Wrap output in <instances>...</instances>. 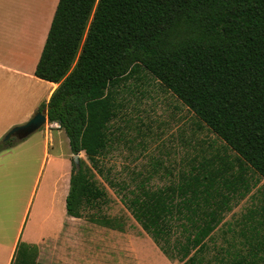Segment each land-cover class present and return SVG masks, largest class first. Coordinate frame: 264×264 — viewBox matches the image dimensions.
<instances>
[{"label": "trees", "instance_id": "16d2710c", "mask_svg": "<svg viewBox=\"0 0 264 264\" xmlns=\"http://www.w3.org/2000/svg\"><path fill=\"white\" fill-rule=\"evenodd\" d=\"M141 70L236 155L198 160L164 186L141 179L125 199L134 218L181 264H258V229L257 249L247 252L212 250L210 240L236 194L250 190L245 177L252 171L264 179V0H59L35 75L58 83L38 111L46 108L72 153L86 156L79 164L73 158L70 216L126 229L121 216L90 210L109 201L97 176L108 173L103 156L113 141L119 89ZM262 199L264 227V191ZM38 255V245L20 243L12 264H43Z\"/></svg>", "mask_w": 264, "mask_h": 264}, {"label": "rangeland", "instance_id": "374dc122", "mask_svg": "<svg viewBox=\"0 0 264 264\" xmlns=\"http://www.w3.org/2000/svg\"><path fill=\"white\" fill-rule=\"evenodd\" d=\"M6 1L0 0V6L10 14L21 12L25 22H16L13 30H0L5 53L13 41L33 42V50L42 28L41 11L49 0H21V4L10 6ZM23 84L43 98L47 93L45 86L34 79L28 78ZM118 95L119 114L112 121L113 141L103 156L108 173L97 176L109 201L90 213L121 216L126 229L106 227L88 217L68 219L63 239L57 243L47 241L39 249L38 260L43 264H181L177 259H169L134 218L126 196L131 195L141 179L153 187L164 186L198 160L236 155L149 71L141 70L123 83ZM34 108V95L24 92L17 108L7 120L0 121V144H5V135L13 126L32 117L33 112L21 120ZM14 121L17 122L11 125ZM54 134L53 129L46 130L44 125L24 139L15 138L14 146L0 151L1 240L7 242L12 238L24 214V237L44 225L45 232L50 233L55 217H68L65 198L60 203L58 188L68 179L67 170L75 157L68 135L64 132L59 143ZM79 155L86 159L84 152ZM245 178L250 190L243 187L234 197L232 209L210 240L212 250L225 246L236 254L257 249L261 236L255 230L264 233V227L258 223L262 219L264 179L252 171ZM258 264H264V259Z\"/></svg>", "mask_w": 264, "mask_h": 264}, {"label": "crops", "instance_id": "0c3cea01", "mask_svg": "<svg viewBox=\"0 0 264 264\" xmlns=\"http://www.w3.org/2000/svg\"><path fill=\"white\" fill-rule=\"evenodd\" d=\"M6 2L10 6V4L16 5L17 2L21 4L22 1L7 0ZM58 3L59 0H49L47 6L41 11L43 12L42 28L39 29V33L36 36V42H38V45H36L33 50L31 46L33 42L13 41L8 44L9 49L7 53H5L3 42H0V121L7 120L9 114L14 108H17V104L22 101V95L24 92L34 95L35 102V108L31 109L30 113H27V115L21 119L26 120L32 112L33 115L36 111L38 112L40 105L50 99L53 91L58 86V83L56 82L48 81L35 75V70L43 51ZM21 14V12H19V14H10V12L0 6V30H13V28L17 27L15 25L16 22L20 23L22 19L25 22V16L22 17ZM20 34L23 38V33ZM28 78L34 79L45 86L47 93L44 95V98L38 96L37 92H32L29 87L24 86L23 81ZM15 122L17 121H14L11 125L15 124ZM45 127L46 130H54L55 141H59V143L62 141V135L65 131L58 122H50L47 116ZM71 169L72 165L69 166V170H67L68 179L63 181V184H60V187L58 188V193H60V203L61 201L63 203L62 199L65 198V205L66 197L70 188ZM24 216L25 214L20 220V225L17 227L16 232L12 234L11 239L8 240L7 238V242L0 239V264L13 263L20 243L36 244L40 249L47 241L55 243L60 242L63 239L65 223L68 219L76 218L70 215L65 219L63 216H60L59 218L55 217L53 231H50V233L45 232L47 226L44 225L39 231L30 232L27 237H24L22 231L25 220Z\"/></svg>", "mask_w": 264, "mask_h": 264}, {"label": "water", "instance_id": "95a60500", "mask_svg": "<svg viewBox=\"0 0 264 264\" xmlns=\"http://www.w3.org/2000/svg\"><path fill=\"white\" fill-rule=\"evenodd\" d=\"M47 122V110L46 108L36 112L27 122L13 126L5 135L3 143L7 142L12 137L19 140L24 139L40 129ZM74 159L79 164L80 155H74Z\"/></svg>", "mask_w": 264, "mask_h": 264}, {"label": "flooded vegetation", "instance_id": "af4514ba", "mask_svg": "<svg viewBox=\"0 0 264 264\" xmlns=\"http://www.w3.org/2000/svg\"><path fill=\"white\" fill-rule=\"evenodd\" d=\"M11 139H15V137H12ZM11 139H9V140H11ZM9 140H8V141H9ZM5 143H6V142H5Z\"/></svg>", "mask_w": 264, "mask_h": 264}]
</instances>
